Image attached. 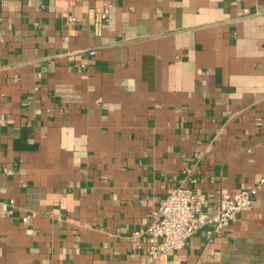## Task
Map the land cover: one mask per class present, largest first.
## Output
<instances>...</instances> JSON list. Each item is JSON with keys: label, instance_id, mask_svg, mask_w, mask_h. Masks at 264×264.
<instances>
[{"label": "crops", "instance_id": "obj_1", "mask_svg": "<svg viewBox=\"0 0 264 264\" xmlns=\"http://www.w3.org/2000/svg\"><path fill=\"white\" fill-rule=\"evenodd\" d=\"M108 1L0 0V264H264V183L180 250L134 236L264 179V0Z\"/></svg>", "mask_w": 264, "mask_h": 264}, {"label": "built area", "instance_id": "obj_2", "mask_svg": "<svg viewBox=\"0 0 264 264\" xmlns=\"http://www.w3.org/2000/svg\"><path fill=\"white\" fill-rule=\"evenodd\" d=\"M111 8L110 1L102 0L100 18L106 19ZM3 126L4 121L0 118V130ZM263 183L264 179H260L250 189L234 195L222 194L209 213L202 212L203 201L192 190L180 185L171 187L151 212L149 224L134 236L143 235L147 239L146 256L150 261L169 251L180 250L200 228L207 227L212 234L227 228L237 214L252 207L255 192Z\"/></svg>", "mask_w": 264, "mask_h": 264}]
</instances>
